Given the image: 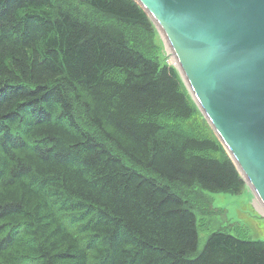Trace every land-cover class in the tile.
<instances>
[{
  "label": "trees",
  "instance_id": "obj_1",
  "mask_svg": "<svg viewBox=\"0 0 264 264\" xmlns=\"http://www.w3.org/2000/svg\"><path fill=\"white\" fill-rule=\"evenodd\" d=\"M151 22L135 0H0V264H264L222 230L198 250L191 193L246 184Z\"/></svg>",
  "mask_w": 264,
  "mask_h": 264
},
{
  "label": "water",
  "instance_id": "obj_2",
  "mask_svg": "<svg viewBox=\"0 0 264 264\" xmlns=\"http://www.w3.org/2000/svg\"><path fill=\"white\" fill-rule=\"evenodd\" d=\"M264 207V0H135Z\"/></svg>",
  "mask_w": 264,
  "mask_h": 264
},
{
  "label": "rangeland",
  "instance_id": "obj_3",
  "mask_svg": "<svg viewBox=\"0 0 264 264\" xmlns=\"http://www.w3.org/2000/svg\"><path fill=\"white\" fill-rule=\"evenodd\" d=\"M82 8L80 5L77 9ZM155 46L159 48L162 64L175 67L171 50L155 28ZM159 58V59H160ZM158 59V60H159ZM176 68V67H175ZM198 199L195 215L198 224V250L205 244L210 233L222 230L241 239L264 241V207L245 187L240 194L209 193L194 189L190 196Z\"/></svg>",
  "mask_w": 264,
  "mask_h": 264
}]
</instances>
